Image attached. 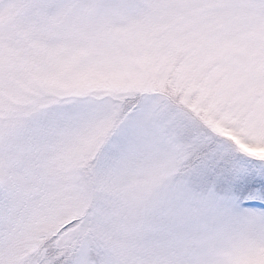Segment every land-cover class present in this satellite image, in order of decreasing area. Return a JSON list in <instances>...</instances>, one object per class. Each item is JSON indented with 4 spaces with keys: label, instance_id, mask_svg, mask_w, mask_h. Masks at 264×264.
<instances>
[{
    "label": "snow or ice",
    "instance_id": "obj_1",
    "mask_svg": "<svg viewBox=\"0 0 264 264\" xmlns=\"http://www.w3.org/2000/svg\"><path fill=\"white\" fill-rule=\"evenodd\" d=\"M264 0H0V264H264Z\"/></svg>",
    "mask_w": 264,
    "mask_h": 264
},
{
    "label": "rangeland",
    "instance_id": "obj_2",
    "mask_svg": "<svg viewBox=\"0 0 264 264\" xmlns=\"http://www.w3.org/2000/svg\"><path fill=\"white\" fill-rule=\"evenodd\" d=\"M252 151L264 154V149H252Z\"/></svg>",
    "mask_w": 264,
    "mask_h": 264
}]
</instances>
